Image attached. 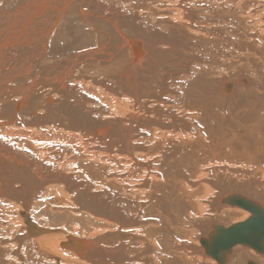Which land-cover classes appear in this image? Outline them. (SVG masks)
Here are the masks:
<instances>
[{"label": "bare ground", "instance_id": "1", "mask_svg": "<svg viewBox=\"0 0 264 264\" xmlns=\"http://www.w3.org/2000/svg\"><path fill=\"white\" fill-rule=\"evenodd\" d=\"M264 0H0V264H264ZM206 242V243H205Z\"/></svg>", "mask_w": 264, "mask_h": 264}, {"label": "water", "instance_id": "2", "mask_svg": "<svg viewBox=\"0 0 264 264\" xmlns=\"http://www.w3.org/2000/svg\"><path fill=\"white\" fill-rule=\"evenodd\" d=\"M229 202L231 204L237 202V205L246 208L252 217L244 223H238L227 229L219 228L216 233L209 236L210 241L205 242L206 246L220 255L229 253L234 244L250 246L256 251L264 252V209L242 199Z\"/></svg>", "mask_w": 264, "mask_h": 264}]
</instances>
